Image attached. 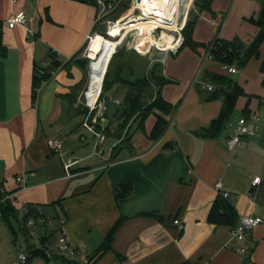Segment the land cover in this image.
Here are the masks:
<instances>
[{
	"label": "crops",
	"instance_id": "obj_1",
	"mask_svg": "<svg viewBox=\"0 0 264 264\" xmlns=\"http://www.w3.org/2000/svg\"><path fill=\"white\" fill-rule=\"evenodd\" d=\"M263 1L230 0L224 6L223 0H213L209 12H198L193 39L203 45L195 51L200 69L180 79L166 69V60L164 74L173 83L164 87L163 97L175 109L170 115L151 114L145 130L133 132L128 149L113 133H102L101 142L86 126L81 108L89 68L77 55L99 26L95 1L0 0V192L14 193L17 214L28 207L49 220L39 239L54 254L50 263L39 249L41 255L27 264H264V228L248 234L242 244L248 251L241 254L230 246L229 227L208 222L218 182L239 218H264V42L259 55L236 74L207 58L216 40L238 39L249 46L256 39ZM21 11L35 37L23 25L8 26ZM52 54L61 65L34 98L35 68H48ZM207 73L227 76L245 93L217 137L208 130L224 96L213 98L214 92L201 89V82L215 87L205 80ZM157 115L168 128L152 141ZM243 118L255 134L230 150L228 140ZM53 139L62 141L60 153L49 147ZM76 161L67 172L65 165ZM257 177L260 182L253 185ZM122 186H127L124 193ZM60 219L67 222L77 258L57 253ZM177 219L182 230L174 224ZM110 234L109 249L100 253Z\"/></svg>",
	"mask_w": 264,
	"mask_h": 264
},
{
	"label": "built area",
	"instance_id": "obj_2",
	"mask_svg": "<svg viewBox=\"0 0 264 264\" xmlns=\"http://www.w3.org/2000/svg\"><path fill=\"white\" fill-rule=\"evenodd\" d=\"M98 10L97 22L105 24L106 30L101 33L102 36L108 39L120 42L116 47L113 56L120 48H125L130 36L133 35V52L140 56L148 57L152 62H165L169 55H176L182 48L185 37L184 31L190 21L191 13L195 7L196 0H94ZM30 18L26 12L21 11L7 20L10 28L17 25L27 27L28 36L35 37L33 30L28 28ZM94 33L87 37L89 48L85 54L90 62L89 68L92 69L93 58L91 56V45L97 34ZM215 49V44L208 52V59L212 58V50ZM159 55V57H156ZM48 65V64H47ZM228 73H238L236 65H231L228 68ZM44 84V83H43ZM202 90L215 92V87L204 82L200 83ZM97 103L91 104L89 91L85 94V106L89 110L86 118V126L95 132L102 142L104 140L103 131L96 132L95 125L99 113L92 117V112L95 110ZM255 127L245 118L238 122L237 132L228 140V147L233 150L238 146H245L244 137L253 136ZM49 147L55 152L60 153L63 143L59 139L50 140ZM101 152V151H100ZM76 162H69L65 165L68 172ZM17 182L25 188V180L23 177H18ZM260 182L257 177L253 181V185ZM216 189L226 199L229 198V193L222 190V183L216 184ZM4 195V201H13L14 193L1 191ZM2 214L0 213V217ZM18 223L20 227L27 232L26 240H30L33 252L39 249L44 251L47 260L53 262V253L46 249L39 236V229L49 223L44 217L32 214L28 207H25L18 213ZM65 219L59 220L60 234L57 240V253L60 257L74 259L80 256L79 251L74 247L70 235L65 230ZM174 224L182 230L184 224L177 219ZM264 228V218L257 216H244L239 218L238 224L231 229L230 246L238 253L245 254L247 249L242 244L247 239L248 234L255 228ZM30 257L20 254L14 264H27Z\"/></svg>",
	"mask_w": 264,
	"mask_h": 264
},
{
	"label": "trees",
	"instance_id": "obj_3",
	"mask_svg": "<svg viewBox=\"0 0 264 264\" xmlns=\"http://www.w3.org/2000/svg\"><path fill=\"white\" fill-rule=\"evenodd\" d=\"M212 3L213 0H197L196 7L199 13L209 12L211 10ZM197 18L189 21L184 31L185 41L180 51L186 47H189L195 51L199 47H203L202 44L196 43L193 39ZM255 23L258 27H260V33L249 46L244 45L238 39L233 41L216 40L215 49H213L211 52L212 58L218 63L227 66L236 65L237 67H243L253 56H258L259 49L264 42V1L260 16ZM119 51L112 57L110 64L112 65L116 58H119L120 63L118 66H116L117 69L114 71V74H112V71L110 70L107 72L103 87V90L106 92L111 88L113 83L118 82L124 85L126 88L124 100L120 103L119 112L115 117V123L119 121V124H117L114 132H112L110 128L101 127L98 125H95V129L96 131H103L104 133L111 134L112 132L114 136H116L118 139H121L123 137V131L126 132L125 135H128L129 129L135 125H137V130L144 131L146 120L151 114H153L155 110L161 112L164 115H170L175 108L163 97L164 87L173 83V81L163 74L162 66L151 61L152 63L148 62V70L147 68H143L142 70V66H135V63L140 55H138L136 52L126 53L125 49L121 54ZM118 54L120 55L118 56ZM106 57V54H104V57L102 58L103 61L93 74L94 79H96L98 83V87L103 74L104 64L106 62V59L104 58ZM50 58L51 65L48 68H39L37 66L35 68L33 83L34 98L36 97L37 90L43 85V83L51 78L54 69L61 65V63L57 61L54 54H52ZM261 71L264 72V63L261 66ZM206 80L212 82L216 87L213 98L217 96H224V105L221 113L219 117L212 122L211 127L208 130V136L217 137L230 120L238 99L241 96H245V93L241 87H239L227 76L207 73ZM151 87L155 88V93L151 94V101L146 102L145 96ZM167 128L168 122L163 117L157 116L156 123L149 135L150 139L152 141H158L165 134ZM132 134L133 132L129 134L126 141L129 143V145ZM124 142L125 140L123 139L122 143ZM119 149V147L115 148V150ZM126 189L127 186H122L123 193L126 191ZM3 198L4 195L0 192V213L2 214L0 218L4 219L14 238L18 235V233H21L27 237L26 230H23L18 223V214L16 213L12 202L7 201V207H4L1 203ZM208 222L213 225L226 226L232 229L238 224L239 215L235 206L228 199L224 198L221 193H219L210 209ZM15 225L18 227V229H16ZM111 237L112 234H110L104 241L100 249V253H103L109 249ZM39 255H41V253L39 254L36 251L33 252L29 261L31 260V257H36ZM43 255L45 256L44 253Z\"/></svg>",
	"mask_w": 264,
	"mask_h": 264
},
{
	"label": "rangeland",
	"instance_id": "obj_4",
	"mask_svg": "<svg viewBox=\"0 0 264 264\" xmlns=\"http://www.w3.org/2000/svg\"><path fill=\"white\" fill-rule=\"evenodd\" d=\"M197 1V0H196ZM229 2L230 0H223V5L224 6H229ZM198 9L196 7V2H195V7L192 10L191 13V18L190 20H193L194 18L198 17ZM98 26V25H97ZM96 31L94 32L93 36L95 34H101L103 33L106 28H105V24H103L102 22H99V26L97 27V29H95ZM212 46V45H211ZM89 48V43L87 42L85 47L81 50V52L77 55V61L81 62L82 64H85L88 66H90V62L89 60L86 58L85 54L87 52ZM106 62L104 64V70H103V74L101 76V80H100V85L98 87V83L96 81V79H94V75H92L93 73L96 72V70L99 68L100 63L103 61V57L104 55H100L97 58V61H94L95 67L92 66V69L89 68L88 69V77H87V90L86 92L89 91V97H91L93 95V91L95 93L94 97L96 96V94L100 91V88L102 87L101 93H100V98L98 100L97 106L95 108V110L92 112V117L94 115H96L97 113H99L102 110V106H103V98L105 95H110L113 99L118 100L119 102H123L124 100V93L126 91V88L124 87V85H122L121 83L115 82L111 85V88L108 91H104L103 87H104V83H105V78L107 75V72L110 70L112 71V74H114V71L117 69L116 66H118V64L120 63L119 58H116L114 63L111 65V60H112V48H108L106 47ZM125 48H120L119 53L121 54L122 51H124ZM200 54L204 53L202 52V50H199ZM118 54V56L120 55ZM199 55H197V53L195 52V50L186 47L184 48L178 55H169L167 57V62L169 61V66H167L166 61L163 62H154V63H158L162 66L163 68V74H164V65L166 63V69L169 70V73H174V74H178L179 78L182 79V77L186 76V75H191L193 73V70H196V73L198 72L197 70L200 69L202 64V61H200V64L197 65V61L200 59V57H198ZM156 57H159V55H157ZM199 58V59H198ZM148 62H151V60L148 57H144V56H140L137 61H136V67L142 66V70L143 68H147L148 70ZM109 63V64H108ZM152 63V62H151ZM200 65V66H199ZM111 66V68H110ZM141 70V72H142ZM107 71V72H106ZM165 75V74H164ZM201 74H198L197 77H200ZM202 79H203V75ZM170 79V78H169ZM197 79V78H196ZM172 80V79H171ZM206 80V79H205ZM173 81V80H172ZM96 91V92H95ZM155 91H148V93L145 96V101L150 102V96L151 94H154ZM204 93V92H202ZM81 108L86 111V113L88 114L89 110L86 108L85 105L81 104ZM155 112H158L159 114L161 112L155 110L153 112V114H155ZM157 113V114H158ZM158 116V115H157ZM116 119V118H115ZM114 119V129L117 127V124H119L117 121V123H115ZM114 129H110L112 132H114ZM137 129V125L133 126L131 129H129V134L131 132H134ZM111 132V134H112ZM110 134V133H107ZM126 132L123 131V137L122 139L125 140V142L123 143V145L130 149V145L127 141L128 139V135H125ZM1 203L3 204L4 207H7V201H4L2 199ZM18 210V212L20 211L19 208H16ZM16 229H18V227L15 225ZM39 238V236L37 237ZM26 237L23 236V234L18 233V235L14 238V236L12 235V232L10 230V228L8 227V225L6 224V222L4 221V219L0 218V264H14L15 259L18 258V255L20 254H24L27 257H30L31 253L33 252V248L31 247V244L34 245L33 243H27L26 242ZM32 258V257H31Z\"/></svg>",
	"mask_w": 264,
	"mask_h": 264
},
{
	"label": "water",
	"instance_id": "obj_5",
	"mask_svg": "<svg viewBox=\"0 0 264 264\" xmlns=\"http://www.w3.org/2000/svg\"><path fill=\"white\" fill-rule=\"evenodd\" d=\"M133 38L134 36L131 35L129 40L127 41V44L125 46L126 53L133 52ZM119 109V102L113 99L110 95H105L103 98L102 110L99 112L96 119V125H105L107 128H109L113 124L114 119L119 112Z\"/></svg>",
	"mask_w": 264,
	"mask_h": 264
},
{
	"label": "bare ground",
	"instance_id": "obj_6",
	"mask_svg": "<svg viewBox=\"0 0 264 264\" xmlns=\"http://www.w3.org/2000/svg\"><path fill=\"white\" fill-rule=\"evenodd\" d=\"M119 43L120 42H117L115 40L105 38L101 34H97L96 37H94V40H93L92 45H91V56L93 58V66L95 67L94 61H97L98 56H100L102 53H103L102 55L105 54V51L107 49L106 47L112 48L113 51L111 54H114L116 47L118 46ZM112 57H113V55H112ZM101 90H102V87L100 88V91L96 94V98L92 99L93 95L90 97V103L91 104H94L99 100V98L101 96L100 95ZM94 99H95V101H94Z\"/></svg>",
	"mask_w": 264,
	"mask_h": 264
}]
</instances>
